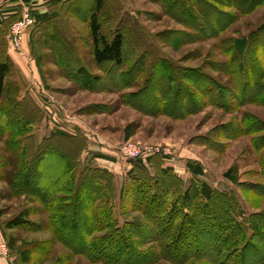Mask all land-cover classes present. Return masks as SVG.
Returning a JSON list of instances; mask_svg holds the SVG:
<instances>
[{
    "label": "rangeland",
    "instance_id": "obj_1",
    "mask_svg": "<svg viewBox=\"0 0 264 264\" xmlns=\"http://www.w3.org/2000/svg\"><path fill=\"white\" fill-rule=\"evenodd\" d=\"M260 1L250 11L249 0H105L102 32L111 36L120 29L124 33L122 65L99 64L93 56V0H64L55 17L34 28L29 36L23 35L21 49L26 47V52L21 65L25 68L13 62L0 104L5 112L9 102L14 104L12 100L20 103L12 110V124L6 129L5 121L0 124V264H116L114 259L127 262L123 247L148 254L143 264H175L161 257L153 222L133 207L141 183L146 184L141 186L147 187L148 195L157 191L167 198L163 211H169L190 189L192 197L185 208L173 204L182 219L183 213H197L206 201L199 191L204 180L216 191L234 193L237 205L233 213L248 236L253 231L248 220L253 218L263 219L258 231L264 233V101L245 98L243 102L236 79L246 74L238 73L236 67L250 61L234 55L236 39L248 37L254 59L264 63V0ZM189 9L200 16L198 22L186 14ZM207 22L215 33L197 27L199 23L206 27ZM79 68L91 76L89 84ZM202 74L222 88L218 90L215 84V89L205 88ZM252 75L248 77L252 79ZM178 83L192 92V103L185 93L172 103ZM260 85L264 96V73ZM127 150L133 158L127 156ZM55 151L71 156L77 167L75 178L55 191L52 208L45 195L48 185L56 186L51 176L63 160ZM100 151L119 161L118 168L110 166V180L105 179L102 167L91 165L92 153ZM138 153L148 155L140 159L149 164V171L142 166L130 173L128 163ZM82 154L83 160H78ZM87 155L91 156L89 165ZM188 162L199 163L204 173H192ZM164 168L168 169L165 173ZM231 168L233 179L225 175ZM136 174L154 178L142 182ZM29 175L32 178L25 182ZM79 192L82 195L78 196ZM98 196L111 198L107 207L113 209L117 221L108 231L117 224L121 237L110 243L100 239L102 243L91 248L98 254L104 246L118 254L110 261L86 249L105 231L83 235L94 222H84L83 218L92 219L94 213L90 210L87 214L85 206ZM94 202L90 204L93 210L100 203ZM58 205L70 216L77 205L80 207L84 214L77 218V227L60 221L64 212L55 209ZM18 215L30 223L7 227ZM65 229L70 231L66 235ZM193 230L183 240L192 242L198 233ZM200 234L205 245L200 250L210 251L213 240L209 238V242L208 235ZM238 240L243 242L241 236ZM253 245L257 250L249 253L246 264H257L259 254L264 253L261 237L253 240ZM181 251L177 249L178 256ZM136 258L132 256L130 262L139 264ZM179 264L211 263L193 256Z\"/></svg>",
    "mask_w": 264,
    "mask_h": 264
},
{
    "label": "trees",
    "instance_id": "obj_2",
    "mask_svg": "<svg viewBox=\"0 0 264 264\" xmlns=\"http://www.w3.org/2000/svg\"><path fill=\"white\" fill-rule=\"evenodd\" d=\"M75 1V0H73ZM95 2V9L90 15V27H91V33H92V39H93V56L97 63L103 64L106 62H111L116 65H122L124 63L125 58V35L124 33L119 29L114 31L111 36L108 34L102 32V23L100 20V17L105 9V0H93ZM251 3V10L256 8L258 4L261 2L260 0H249ZM79 10V9H78ZM192 9H189L186 14L193 16L196 21L200 16H197L196 14L190 13ZM56 16V12L52 14H43V15H37L36 25L34 28H39L41 23H44L51 18ZM13 21L11 20H4L3 26L0 27V48L2 47V51L0 50V104L2 102V99L5 95V92L7 90L8 82H9V75L12 71V59L7 54L5 50V42L8 41V31L9 27L12 24ZM200 27L201 29H205L206 31L210 32L211 34L215 33L214 26L211 23L207 22V26L203 27L200 26V23L197 25V27ZM264 27V25H262ZM261 27V28H263ZM251 40H249L248 37H242L238 38L235 41L234 50H235V57H239L242 60L247 59L250 61V63L245 62L242 64L241 62L238 63V67H236V70L238 73H241L243 71L246 76L241 77L238 75V78L236 79L238 82V87L241 88V96L243 102H245L246 99H249V101H264V96L262 95L260 82L263 76V65L260 60L254 59V53L251 52V46H250ZM251 54V58H250ZM253 62H251L252 60ZM232 64V63H231ZM235 65V64H233ZM242 70V71H241ZM79 74L83 75L86 79V83H90L91 76L84 68L78 69ZM254 73L252 75V79L249 76V73ZM173 78V77H172ZM200 78L207 82L204 85L207 86L205 88L212 89L214 88V84L218 88H222L219 83H217L213 78L209 77L206 74L200 75ZM212 86V87H211ZM214 86V87H213ZM204 88V89H205ZM218 88V90H219ZM175 92L173 94V102L174 103L177 99L180 98V94L185 93L186 95L189 94V100L190 103H192L193 95L192 92L190 93L188 88L184 86L182 83H178V85L175 86ZM215 89V88H214ZM250 90H253L251 94ZM235 97V92H233ZM248 96V98H247ZM259 96V97H258ZM262 97V99L260 98ZM240 98V97H239ZM246 98V99H245ZM260 98V99H257ZM146 99H149L148 97ZM14 104H11L10 102L6 106L5 112L1 110L0 108V124L1 121H5V129L9 126V124H12V121L14 119L12 110L17 104H20L17 99L12 100ZM176 103V102H175ZM185 113V112H184ZM7 116V117H6ZM6 117V119H5ZM5 119V120H4ZM8 129V128H7ZM63 134V133H59ZM260 147V144H258ZM58 156L62 157V164L57 166V170L53 172V175L51 178L55 179V185L59 184L60 186H51L48 185L45 198H47L46 202L49 203V206H52L56 198L54 195L55 191L60 190L61 188H65L66 186L62 187V183L65 184L68 181H72L75 178V172L77 167V161L75 159H72L71 156L60 153L58 151H55ZM152 157L149 156V160ZM133 162L136 165H139L142 160L140 158L133 159ZM187 166L189 170L194 174H203V168L199 163L194 162H188ZM41 167V166H40ZM54 169V168H53ZM33 170V168H32ZM168 169H163V173L167 172ZM233 170L229 169L225 175L233 179ZM33 172H35L33 170ZM105 179L110 180L112 178V174L107 170H102ZM33 175V174H32ZM29 175L27 177V180L32 176ZM107 177V178H106ZM138 180H142V182H147L149 179L153 181L152 175H138L136 176ZM32 178V177H31ZM30 178V179H31ZM83 178L80 191L83 189V186L86 182ZM49 183V182H48ZM51 184V183H50ZM143 183L139 185L138 191L141 193L138 198H136V201H134V208H137L141 210L145 215L149 217V219L153 222L155 227V240H158L161 243V257L170 259L175 264H179L183 261H186L190 257H203L206 258L211 264H230L229 261L233 258L237 259V262L235 261L232 264H246L245 261H247V257L249 256V253L251 251H256L257 247L253 245V240L259 239L261 237V240L264 241V233L259 232V222H263V219H257V221L253 218L248 220V223L252 227V232L250 233V236L247 235L246 227L242 224V222L238 221L236 218V215L234 212V207L237 205V200L235 198V195L233 192L227 193L225 191H216L214 190L206 181H202L200 184V194L203 196V198L206 200L202 206H199V211L197 213H183V217L181 219L179 214V209L175 207L174 201L169 209V211H163V205L167 203V198L163 197L161 194H159L157 191H153L152 194L148 195V190L145 189L147 187L141 186ZM144 185V184H143ZM146 185V184H145ZM144 185V186H145ZM154 185L152 184V187ZM46 187V186H45ZM151 187V188H152ZM138 188V187H137ZM155 188V186H154ZM82 195V193H78V196ZM192 197V193L190 189H186L183 193V196L181 198V201H177L176 204L181 205V209L185 208V205L188 203V200H190ZM49 198V199H48ZM52 198V199H51ZM96 199V200H95ZM59 201V200H58ZM97 201L98 206L94 207V210L91 209L90 204H94ZM111 201V198L105 197V196H98L97 198H94V200L91 199V201L88 200L89 204L85 206V212L87 214H91L92 211V219L91 218H83L84 222L92 220L94 221L91 226L88 225L89 228H86L87 231L83 234L85 237L95 234L98 231H105L103 235L98 237L93 243H88L86 245L87 247L91 248L93 246H96L100 239H103L105 243H110L116 240L117 237H121V233L117 235L118 232V225L116 224L111 231H108V228H110L111 223H116L117 217L115 216L113 209L111 207H107L109 202ZM79 202V201H77ZM66 204H70V201H66ZM60 208V212H64L60 215V221H63L64 223H67L75 226V223L77 222L78 217H83L84 212L78 210L80 208L77 205V208H74V213L70 216L67 211L61 210L63 207L62 205L55 206V209ZM151 207L153 209H151ZM91 212V213H90ZM253 216V215H252ZM177 220L178 226H177ZM30 223L28 219L24 216L18 215L14 217L13 219L9 220L7 222V227H14V226H23ZM247 223V222H246ZM85 225H83L84 228ZM77 227V224L76 226ZM198 231L196 235L193 237V240L187 241L189 245L185 240V236H188L189 233H194V230ZM64 230V228H62ZM67 231V229H65ZM65 232V231H63ZM70 232L69 230L65 232V235ZM77 231L74 232L75 235ZM175 232V233H174ZM73 233V232H72ZM202 233L203 236L208 235V241L210 242V239L213 240L210 245V251L204 252L200 250L201 246H205L202 244ZM205 233V234H204ZM242 237L243 242H239L238 237ZM259 236V237H257ZM83 238V237H82ZM210 238V239H209ZM85 239H83L82 244L85 243ZM208 242V243H209ZM87 243V242H86ZM193 247L195 245V249L188 248V246ZM210 244V243H209ZM98 246V245H97ZM207 246V244H206ZM85 247V244H84ZM101 247V246H100ZM104 250L100 251L98 250V254L95 253V250L91 251L95 256L101 257L107 261L112 260L113 257L117 258L118 254H114L112 252L106 251L105 247L103 246ZM102 248V249H103ZM182 248L181 253L178 252L177 249ZM85 249V248H83ZM88 251V250H87ZM85 251V252H87ZM123 253L124 255L128 256L126 258V261L129 262H123L119 263L120 261H117V259H114V262L116 264H134V262H130L132 256L137 255V260H139V264H143L144 257H149L148 254H142L141 252H132L128 251L125 247H123ZM120 254V253H119ZM154 254V253H152ZM260 256V260L257 264H262L264 262V253H262ZM154 257V256H153ZM180 258V259H178ZM148 259V258H147ZM25 260H28L27 258ZM158 260V257L156 258ZM152 261V257L151 260ZM149 261V262H150ZM106 264H109L105 262Z\"/></svg>",
    "mask_w": 264,
    "mask_h": 264
},
{
    "label": "crops",
    "instance_id": "obj_3",
    "mask_svg": "<svg viewBox=\"0 0 264 264\" xmlns=\"http://www.w3.org/2000/svg\"><path fill=\"white\" fill-rule=\"evenodd\" d=\"M63 1L64 0H0V27L3 26V22L5 19L15 21L22 15V13L26 9L30 10L31 14L35 17L36 20H37V17H36L37 15L52 14L56 12L57 8L63 3ZM33 29L34 28L29 29L26 32V36L27 35L29 36ZM28 41L29 40L26 38L25 44ZM5 50L7 54L11 57L12 63L14 62L15 66L16 64L19 65L20 68H22L23 70L25 67H23L21 64H23L22 61L25 59L23 55L26 52L25 51L26 47L21 50H14L10 47L9 42L6 41ZM17 91H20L19 88H17ZM88 154H90L89 151H88ZM92 155H93L92 160L90 159L91 156L87 155V158H88L86 159L87 165H89V162L91 160V165H94L96 167L100 166L104 170H107V171L109 170V172L113 170V169H110L111 165H115L116 168H118L117 164L119 163V161L116 159V157L107 155L106 153H103V151H100V153H92ZM84 156L85 154L80 155L78 160H81V158L83 160ZM95 160L98 161V165L93 162ZM81 162L83 163V161ZM160 165L165 167L166 163L161 162ZM142 166L146 167V170L149 171V164L145 165L143 162H140L139 165H136L133 161H129L128 170L129 171L131 170L130 173H135L136 168L142 167ZM151 168H153V166ZM138 175L139 174H136L135 176H138Z\"/></svg>",
    "mask_w": 264,
    "mask_h": 264
},
{
    "label": "built area",
    "instance_id": "obj_4",
    "mask_svg": "<svg viewBox=\"0 0 264 264\" xmlns=\"http://www.w3.org/2000/svg\"><path fill=\"white\" fill-rule=\"evenodd\" d=\"M35 25V17L31 14L30 10L26 9L18 19L12 22L9 27L8 42L10 47L14 50H21L23 35H25L29 29L34 28ZM126 154L128 157L133 158L130 155L129 150L126 151ZM146 156L148 155H146L145 153H138L135 158H143ZM1 246L4 248L5 244H2Z\"/></svg>",
    "mask_w": 264,
    "mask_h": 264
}]
</instances>
